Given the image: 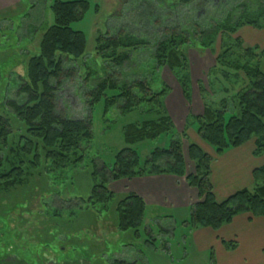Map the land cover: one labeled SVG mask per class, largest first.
<instances>
[{
    "label": "trees",
    "instance_id": "trees-1",
    "mask_svg": "<svg viewBox=\"0 0 264 264\" xmlns=\"http://www.w3.org/2000/svg\"><path fill=\"white\" fill-rule=\"evenodd\" d=\"M190 4L192 5L187 10ZM210 5L208 0H175L170 4L171 9L168 5L161 8L157 6L150 15L154 13L152 16L157 17V12H161L157 11V8L174 11L178 17L193 11L194 7L197 11L190 21L191 25L186 27L169 24L168 19H164L162 23L166 24L165 30L154 41L142 35L121 31L115 26V31L119 33L101 35L96 39L97 52L110 58L112 66L118 68L130 60L129 52L151 43L155 67H168L176 76L188 99L189 72L184 48L192 44L194 39L199 42L197 47L208 48L210 42L207 41V37L217 32V24L220 21L218 18L223 16L230 22L224 25V28L229 27L227 33L232 31L236 33L244 25L264 27L258 20L248 18L250 12L245 9L244 2L236 7H232L231 3V8L225 5L218 8L214 5L212 9ZM97 7L98 5L95 9ZM50 8L53 23L43 32L39 53L27 61L26 77L22 79L18 88V91L24 94V98L21 101L5 100L6 114L0 112V194L8 193L16 187L28 186L34 173L39 172L43 160L48 161L53 169L58 171L73 167V164L82 161L86 155L85 147L87 148L93 140L92 109L102 99L105 109L118 104L120 112L127 113L142 111L147 105L145 110L156 116L149 120L126 124L122 128L127 146L115 154L110 167L102 165L96 167L97 170L94 169L90 193L85 198L77 197V201L84 207H71L67 219L60 210L63 207H51V210L46 208L44 220H37V226L32 227L34 232L25 229L24 219L20 220L14 230H10L7 217L15 207H6L3 212L6 216L3 234L0 236H7L8 233L11 235L7 240L4 237L0 238V264H39L41 261L51 263L52 260L54 264L56 260L65 262L70 251H65L68 248L62 247V240L58 237L63 234L66 241L71 243L73 234L82 230L74 228L73 223L78 219L77 215L84 212H105L106 215L112 211L116 230L131 231L134 239L139 237L147 205L134 191H127L120 197L116 196L110 184L121 179L150 174H170L185 178L187 184L198 194V201L191 206L188 218L182 222L191 229L217 230L242 213H248L250 218H264V165L253 169L252 188L238 190L222 201L216 199L210 178L212 157L197 144L190 143L187 147L188 158L194 163L195 171L186 172L183 144L174 136L173 123L164 107L166 86L160 91H155L146 79L121 81L112 73L106 75L95 87L84 92L88 111L82 118L73 119L59 114L56 111V91L60 88L57 80L61 75L68 74L63 57L78 59L86 50L85 34L73 29L72 24L84 18L90 8V2L53 0ZM138 11L143 14L145 12L143 6L141 9L138 8ZM201 11L208 13L206 18L213 13L216 15L213 23L208 22L210 23L208 28L201 27L207 23L206 18H201L203 16ZM251 13L254 16L255 12ZM234 42L236 48L242 49L246 60L243 59L244 62L241 63L237 59L231 63L230 57L233 53L230 47L221 52L218 58L236 71L235 74L225 72L226 78L232 77L237 80L240 77L238 72H242L246 85L239 87L232 94H229L228 90L229 96L221 98L218 107L204 100L203 113L194 117L197 133L216 154L254 139L253 154L261 155L264 154V69L261 65L264 61V47L258 45L245 47L239 36L234 38ZM55 81L58 85L53 83ZM107 92L114 93L108 95ZM13 121L22 123L24 130L21 132L14 130ZM162 134H171L168 145L155 147L144 158L132 146L144 140L155 139ZM22 208L23 205L19 207V212ZM23 233L30 235L28 240H22ZM148 234H151L150 230ZM222 242L230 250L237 246L236 241ZM25 245L31 247H24ZM49 248L58 251L59 255L54 253L56 257H46L44 250ZM85 250H82L85 255H93L90 249ZM94 263L98 264L97 260ZM109 264H137V260L129 262L125 259H114Z\"/></svg>",
    "mask_w": 264,
    "mask_h": 264
},
{
    "label": "rangeland",
    "instance_id": "rangeland-1",
    "mask_svg": "<svg viewBox=\"0 0 264 264\" xmlns=\"http://www.w3.org/2000/svg\"><path fill=\"white\" fill-rule=\"evenodd\" d=\"M88 1L90 8L84 18L72 24L73 29L85 34L86 50L78 59L63 57L68 74L61 75L57 80L60 88L56 91V111L73 119L82 118L88 111L87 97L84 96V92L95 87L106 75L112 73L116 74V77L121 81H132L134 78L146 79L155 91H160L166 86L167 91L163 97L164 107L173 123L174 136L180 139L183 144L186 172H194L195 165L188 158L187 147L190 143H194L203 148L201 144L207 143L197 133L194 117L198 102L193 100V105L190 106L192 94L195 92L200 95L204 110V100L208 104L218 107L221 98L229 96L228 90L229 94H232L239 87L246 85L242 72H238L240 77L237 80L232 77L226 78L225 72L235 74L236 71L223 64L218 58L221 52L230 47L233 53L230 57L231 63L237 59L241 63L246 60L242 49L239 50L234 45V38L239 34L233 31L226 32L229 27L224 28V25L230 22L223 16L218 18L220 21L217 24V32L207 37V41L210 42L208 48L197 47L199 42L196 39L184 48L189 72L188 91L190 96L187 99L174 73L166 66L155 67L154 58L151 55L153 49L151 43L139 46L129 52L130 60L115 68L112 66L110 58L97 52L96 39L101 35H114L117 32L115 31L116 26L121 31L142 35L154 41L165 30L164 25L166 24L162 23L164 19H168L167 22L175 26L191 25L190 21L193 20L197 11L195 7L192 8V13L189 12L183 17H178L174 11L169 12L157 8V11L161 10V12H157L159 17H156L152 16L155 15L154 13L150 15L155 7L161 8L168 5L171 9L170 4H173L175 0H145V3H143L144 0ZM52 2L53 0H19L14 7L10 6L0 12V112L3 114H6L5 100L21 101L24 98V94L20 93L18 88L22 79L26 77L27 61L31 56L39 53L43 32L53 23V13L50 8ZM241 2L245 3V9L250 12L248 18L256 19L264 26V0H208L212 9L215 7L214 5L218 8L224 5L230 7L231 3L232 7H236ZM96 5H98L97 9H95ZM142 6L145 10L144 14L138 11V8L141 9ZM251 12H255L254 16ZM203 17L204 15L201 18ZM206 20L207 23L201 27L208 28L210 25L208 22L213 23L216 20V15L210 14ZM246 35L250 34L246 32ZM222 42H224L223 45ZM243 45L245 47L254 46L250 45V41H246ZM260 47L263 48L264 43ZM262 68L264 69V63ZM57 82L53 83L58 85ZM173 83L182 91L186 112H188L180 124L176 123L166 108V98L174 89H177ZM107 93L111 95L114 92ZM146 106H142V111L121 113L118 104L105 109L103 99L96 103L91 113L93 140L87 148L85 147L86 155L82 161L73 164V167H66L62 171H58L53 169L48 161L43 160L38 169L39 172L34 173L28 186L16 187L8 193L0 194V235L3 234L6 219L3 212L8 206L15 207V210L7 217L9 229L14 230L18 223L24 219L25 229L32 232H34L32 227L37 226V220H44L46 208L51 210V207H63L60 210L67 219L68 212L72 210L71 207H84L80 201H77V197L85 198L90 193L94 169L102 165L110 167L115 154L127 146L122 128L126 124L149 120L156 116L154 113L147 112ZM7 109H9L8 106ZM13 129L19 132L24 130L22 123L17 121H13ZM170 136L171 134H162L155 139L144 140L132 146L144 158L155 147L167 146ZM30 157L31 155L28 158ZM148 177H158L162 182L164 181V186L167 188V191L164 192L168 198L177 195L186 198L188 209H173L171 202H168L171 207L147 206L143 224L139 229V237L135 239L131 231L116 230L112 211L106 215L105 212L83 211L84 213L77 215L78 219L73 223L74 228L82 229L73 234V241L68 243L65 235H59L58 239L62 240V247L68 248V250H64L70 252L66 256V261H63L64 263L56 260L55 264H96L95 260L98 264H109L114 259H125L129 262L137 260V264H214L210 259L211 250L196 249L191 237L193 229L182 224L188 218L191 206L198 201L197 191L187 184L185 178L170 174H150L112 182L110 188L116 196L120 197L127 191H132L130 189L131 181L136 179L135 181L138 182L140 178L143 180ZM165 180H167V184ZM188 187L195 191L194 196L187 190ZM185 191H189V193ZM21 205L23 208L19 212ZM149 230L151 234H148ZM10 235L8 233L7 236H0V238L4 237L7 240ZM28 236H30L28 233H23L22 240H28ZM83 249L88 251L90 249L93 255H85L82 252ZM44 251L46 257L54 258L56 257L54 253L59 255L58 251L51 248ZM52 261L51 263L41 261L39 264H54Z\"/></svg>",
    "mask_w": 264,
    "mask_h": 264
},
{
    "label": "crops",
    "instance_id": "crops-1",
    "mask_svg": "<svg viewBox=\"0 0 264 264\" xmlns=\"http://www.w3.org/2000/svg\"><path fill=\"white\" fill-rule=\"evenodd\" d=\"M18 2L19 0H0V12L10 6L14 7ZM205 13L202 12V15H205ZM246 32L250 35H246ZM237 33L239 35L236 36H239L243 43L250 41V45L258 46H262L264 43V28L247 25L240 27ZM263 63L264 61L262 65ZM174 87L176 86L174 85ZM173 91L175 92L173 93ZM173 91L166 98V108L168 113L174 117L176 123L180 124L188 112H186L182 91L178 88ZM193 100L198 102V108L195 109L196 115L202 114L203 108L200 95L195 92L192 94L191 107ZM201 146L212 157L210 178L218 201L225 200L238 190L253 187L252 171L254 168L264 165V154H253L254 139L248 140L239 147L229 148L221 154H216L208 144L202 143ZM135 180L131 181L130 189L139 194L147 206L168 207L170 206L168 202H171L173 209L187 208L188 201L186 198H182L180 195L173 198L167 197L166 192H164L167 191V188L160 178L148 177L143 180L140 178L138 182ZM165 183L167 184V180H165ZM187 190L193 196L195 195L192 188L188 187ZM189 191L185 192L189 193ZM191 237L196 249L211 250L210 259L214 264H264L263 217L250 218L248 213L238 214L230 223L221 226L217 230L212 228L193 229ZM222 240L236 241L237 246L231 250L227 249Z\"/></svg>",
    "mask_w": 264,
    "mask_h": 264
},
{
    "label": "flooded vegetation",
    "instance_id": "flooded-vegetation-1",
    "mask_svg": "<svg viewBox=\"0 0 264 264\" xmlns=\"http://www.w3.org/2000/svg\"><path fill=\"white\" fill-rule=\"evenodd\" d=\"M191 5H192V4H190V5L187 7V10L190 9ZM187 10H186V11H187ZM62 264H63V263H62Z\"/></svg>",
    "mask_w": 264,
    "mask_h": 264
}]
</instances>
